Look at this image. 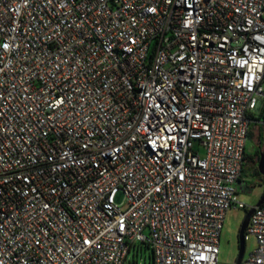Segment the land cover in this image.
Listing matches in <instances>:
<instances>
[{
    "label": "built area",
    "instance_id": "obj_1",
    "mask_svg": "<svg viewBox=\"0 0 264 264\" xmlns=\"http://www.w3.org/2000/svg\"><path fill=\"white\" fill-rule=\"evenodd\" d=\"M263 102L264 0H0V264H217L231 208L264 264Z\"/></svg>",
    "mask_w": 264,
    "mask_h": 264
},
{
    "label": "rangeland",
    "instance_id": "obj_2",
    "mask_svg": "<svg viewBox=\"0 0 264 264\" xmlns=\"http://www.w3.org/2000/svg\"><path fill=\"white\" fill-rule=\"evenodd\" d=\"M255 117H258V112H255ZM259 126V125H258ZM262 134V146L264 147V121L261 120V125L259 126ZM253 138L247 141L246 153L249 156H253L257 143L258 128L253 127L252 130ZM250 164L256 162V157L252 160L247 161ZM244 182L246 183V189H240L237 194V200L246 206H255L260 199L264 186L252 180L250 177H245ZM122 196L119 195L116 198V202L120 203ZM246 210L231 208L225 217L223 222V227L220 235L219 243V254L217 264H235V259L237 256V232L240 223L245 216ZM256 245L254 237L248 236L245 240V250L243 258L250 253ZM131 255L129 258L131 259ZM137 264H143L141 260Z\"/></svg>",
    "mask_w": 264,
    "mask_h": 264
},
{
    "label": "trees",
    "instance_id": "obj_3",
    "mask_svg": "<svg viewBox=\"0 0 264 264\" xmlns=\"http://www.w3.org/2000/svg\"><path fill=\"white\" fill-rule=\"evenodd\" d=\"M253 119H255L257 121H261V120L264 121V102H263V104H262V106H261V108H260V110L258 112V117L253 118ZM255 126L256 125L253 124L250 127V131H249V134H248V140H250V139L253 138L252 130H253V127H255ZM261 152L264 153V147L262 146L261 129H260V127H258L257 143H256V148H255L254 155L253 156H249L246 153V149H245L246 162H245V164L243 165V168H242L241 179L244 180L245 177H250L255 182H257L260 185H263L264 186V176L260 175L258 173V170H257V163H258V159H259L258 153H261ZM253 157H256V162L254 164L248 163L247 161L248 160H252ZM137 248H138V251L136 250ZM131 251H133V255L134 256L138 252L139 253L141 252L142 253L141 254L142 255V258H143L144 255H146V258H152L151 250L149 249V247L146 244L137 245V246L133 247Z\"/></svg>",
    "mask_w": 264,
    "mask_h": 264
},
{
    "label": "water",
    "instance_id": "obj_4",
    "mask_svg": "<svg viewBox=\"0 0 264 264\" xmlns=\"http://www.w3.org/2000/svg\"><path fill=\"white\" fill-rule=\"evenodd\" d=\"M257 170L258 173L262 176H264V153H259V159H258V163H257ZM264 201V191L262 193V196L260 197V199L258 200V202L256 203L255 206H260ZM252 209L246 211L245 216L241 222V225L239 227V230L237 232V241H238V254L236 257V261L235 264H241L242 263V259H243V255H244V250H245V240H244V232L247 228L248 225V221L249 218L252 214Z\"/></svg>",
    "mask_w": 264,
    "mask_h": 264
},
{
    "label": "crops",
    "instance_id": "obj_5",
    "mask_svg": "<svg viewBox=\"0 0 264 264\" xmlns=\"http://www.w3.org/2000/svg\"><path fill=\"white\" fill-rule=\"evenodd\" d=\"M255 127H259V126H255ZM138 251V248L136 249ZM142 253L138 252L135 256L133 255V251H130L129 255L127 256L126 262L125 264H137L139 260H141L143 262V264H153L152 263V258H146V255L143 256L142 258ZM132 256L131 259L129 258V256ZM140 255V256H139Z\"/></svg>",
    "mask_w": 264,
    "mask_h": 264
},
{
    "label": "flooded vegetation",
    "instance_id": "obj_6",
    "mask_svg": "<svg viewBox=\"0 0 264 264\" xmlns=\"http://www.w3.org/2000/svg\"><path fill=\"white\" fill-rule=\"evenodd\" d=\"M258 156H259V153H258ZM240 225H241V223H240ZM240 225H239V227H240ZM238 230H239V228H238ZM237 250H238V241H237ZM237 254H238V252H237ZM235 261H236V259H235Z\"/></svg>",
    "mask_w": 264,
    "mask_h": 264
}]
</instances>
